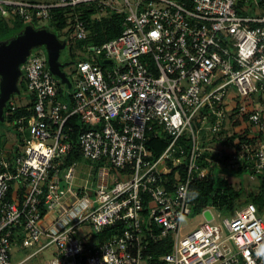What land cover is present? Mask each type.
<instances>
[{
	"label": "built area",
	"instance_id": "obj_1",
	"mask_svg": "<svg viewBox=\"0 0 264 264\" xmlns=\"http://www.w3.org/2000/svg\"><path fill=\"white\" fill-rule=\"evenodd\" d=\"M78 8L98 19L123 16V32L85 44L89 59L67 76L71 89L40 50L22 66L35 105L32 117L10 124L22 143L8 155L0 144V264H11L16 244L32 257L52 250L46 264H264L256 204L218 225L212 208L193 216L190 201L193 183L209 174L201 167L207 151L215 153L205 158L211 165L264 178V0H0L1 16L33 26L68 9L63 41L85 42ZM75 117L88 127L76 141L82 159L103 165L95 189L81 185L79 162L61 168ZM202 129L249 134L235 146L219 138L204 147L212 139L202 140ZM160 134L168 146L155 159L150 145ZM105 230L112 234L101 239ZM164 241L170 251L156 257L152 246Z\"/></svg>",
	"mask_w": 264,
	"mask_h": 264
},
{
	"label": "trees",
	"instance_id": "obj_2",
	"mask_svg": "<svg viewBox=\"0 0 264 264\" xmlns=\"http://www.w3.org/2000/svg\"><path fill=\"white\" fill-rule=\"evenodd\" d=\"M70 13V10L68 9H58L52 12V18L49 22L52 27H55L58 31L65 30L69 24V18L68 14ZM77 14H81L82 20H84L87 23L88 29H89V37L88 40L84 41H77L78 48L80 50H84L85 44L87 43H94L96 45H103L107 42H110L117 37H119L123 32V20L124 17L117 14H109L107 17H102L101 19L95 18L94 13L90 11V9L86 8H78L76 10ZM25 23L22 20H19L17 18H6L4 16L0 15V42L7 41L15 36H17L20 32L24 30ZM47 29V27H44L43 29ZM67 39V42L72 40V42L76 41L74 39ZM60 85V94L61 97L64 95V88ZM21 93L25 92L27 93L26 88V82L23 79L20 84ZM30 98L29 104L25 107H17L14 110L10 105L5 110L6 115V121L4 124H12L16 120L20 118H30L34 114V103H35V97L28 95ZM16 96L12 97L15 98ZM240 123H235L234 127H238ZM70 128L74 129V131L71 133ZM13 131L17 130V127L12 128ZM88 129L87 126L83 125L80 122V119L78 117L73 118L68 123V127L66 128L67 134H69L70 137V143L73 146V150L71 154H69L66 158L65 163L62 165L61 168L65 169L74 163H81L83 161L82 155L80 153V150L77 146V138L80 133L85 132ZM229 131H232L230 133ZM248 131L244 133V135H240V133H237L233 130H222L220 132L219 136L211 138V141H205L203 142L202 146H207L208 143L212 144L214 141L215 143H220L219 138L223 139V144H229L235 146V143L237 141H240L243 143V141L247 140ZM17 140L19 144L22 143V136L17 135ZM167 143H161L159 142V138H154L152 140V143L150 145V149H154V158H158L163 151L167 147ZM239 146V145H237ZM187 148V147H186ZM19 151L15 147L12 154L13 157L18 154ZM204 159L201 161V167L203 168H209V174L208 176L202 178V179H196V181L192 185L191 189V195H190V201L192 204L193 209V216L200 215L206 208H212L214 211L219 212L220 214H228L232 215L236 209L239 208V205L243 201V194L244 189H236L233 187L231 181L229 179L235 178V175H242V174H249L247 169L245 167H242L239 171L234 170H228L226 167L224 168L222 165H211L208 163V161L205 160L206 157L214 158L215 153L207 151L204 153ZM94 172H98V170L103 166L102 163H98L95 165ZM180 174L183 173V168L181 167L179 169ZM115 172V171H113ZM225 176L223 178L222 176ZM171 179L173 178V175H170ZM260 186L256 187L253 192L249 193L250 201L249 203L256 204L260 210H264V178H261L259 180ZM252 190V189H251ZM43 210V215L46 214V209ZM112 234L111 231H104V234L100 235L101 239H104L106 236H110ZM170 241H164L163 243L159 245L152 246V253L159 257L163 254H166L170 251ZM157 261V259H156ZM155 261V262H156ZM158 264V263H155Z\"/></svg>",
	"mask_w": 264,
	"mask_h": 264
},
{
	"label": "rangeland",
	"instance_id": "obj_3",
	"mask_svg": "<svg viewBox=\"0 0 264 264\" xmlns=\"http://www.w3.org/2000/svg\"><path fill=\"white\" fill-rule=\"evenodd\" d=\"M2 1H13V2H27V3H52L55 2V0H2ZM109 15V14H108ZM106 15L105 17H107ZM96 18V17H95ZM28 24H25V27ZM24 27V29H25ZM36 29H43L44 27H49L48 31L55 33L58 38L63 41L64 38L67 36L65 33H61L60 31L56 30L55 27H52V25L49 24V22H43L38 25H34ZM46 29V28H45ZM70 40V39H69ZM67 42V41H66ZM79 42L70 40L67 42V47L62 51L61 56H60V62L61 64L65 65V72L69 78L72 77V74L74 70L76 69V63L78 60L82 58H88V55L83 52V50H80L78 48ZM40 50L44 52L47 55V51L45 47H39L37 49H34V51ZM48 56V55H47ZM89 59V58H88ZM63 88L66 90L65 86ZM30 98L27 93L23 92L19 96H16L13 98V104L14 106L17 107H25L29 104ZM198 121H194V126L196 129H199V125L197 124ZM228 124V123H227ZM226 124V127L229 126ZM232 133V131H229ZM200 138L202 140H208L214 137V135L206 129H202L200 131ZM165 135L159 136V142L164 143ZM17 139V134L13 131L11 128V125L6 123L2 124L0 122V144L3 145V149L6 153V155L10 154V147L16 142ZM8 146V147H7ZM98 164V163H97ZM91 167H96L95 164H91L88 161L83 160L79 166L77 167V174L78 177L81 179L80 183L81 185L87 184L91 188H96L97 184V177H98V172H92ZM225 178V176H222ZM237 190L242 188L244 189V194H243V201L239 205V208H243L247 203H249L250 198H249V193L253 192V190L256 189V187L259 186L258 182H253L250 180V174H238L235 175V178L229 179ZM252 189V190H251ZM214 216L216 218V224L218 225H223V222L226 218H229L230 215L228 214H220L219 212L213 211ZM260 216L264 219V210L261 211ZM192 226L190 228H195L196 226L200 225V223L203 221V217L196 218V220H192ZM187 227V224H184V228ZM34 250L30 249H23V247L20 244H16L12 247L11 254H12V261L11 264H46L50 259L52 255V250H46L45 252L36 255L32 257L31 255L34 253Z\"/></svg>",
	"mask_w": 264,
	"mask_h": 264
},
{
	"label": "water",
	"instance_id": "obj_4",
	"mask_svg": "<svg viewBox=\"0 0 264 264\" xmlns=\"http://www.w3.org/2000/svg\"><path fill=\"white\" fill-rule=\"evenodd\" d=\"M45 47L48 55V66L51 73L60 80L62 85L71 89V82L63 69L60 56L67 47L66 41H61L55 33L47 29H36L27 25L17 36L0 42V122L6 121L5 110L12 97L21 94L22 66L34 49ZM211 219V215L206 213Z\"/></svg>",
	"mask_w": 264,
	"mask_h": 264
},
{
	"label": "crops",
	"instance_id": "obj_5",
	"mask_svg": "<svg viewBox=\"0 0 264 264\" xmlns=\"http://www.w3.org/2000/svg\"><path fill=\"white\" fill-rule=\"evenodd\" d=\"M1 146L3 147V145H2V144H1ZM12 146H13V145H12ZM12 146H11V147H12ZM7 147H8V146H7ZM11 147H10V148H11Z\"/></svg>",
	"mask_w": 264,
	"mask_h": 264
},
{
	"label": "clouds",
	"instance_id": "obj_6",
	"mask_svg": "<svg viewBox=\"0 0 264 264\" xmlns=\"http://www.w3.org/2000/svg\"><path fill=\"white\" fill-rule=\"evenodd\" d=\"M12 100V99H11ZM8 105H9V103H8Z\"/></svg>",
	"mask_w": 264,
	"mask_h": 264
},
{
	"label": "flooded vegetation",
	"instance_id": "obj_7",
	"mask_svg": "<svg viewBox=\"0 0 264 264\" xmlns=\"http://www.w3.org/2000/svg\"><path fill=\"white\" fill-rule=\"evenodd\" d=\"M63 71H65V70L63 69Z\"/></svg>",
	"mask_w": 264,
	"mask_h": 264
}]
</instances>
